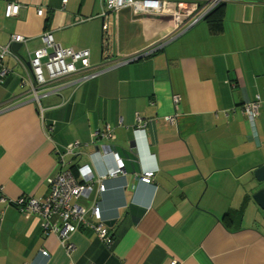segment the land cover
I'll return each mask as SVG.
<instances>
[{"label":"crops","instance_id":"0c3cea01","mask_svg":"<svg viewBox=\"0 0 264 264\" xmlns=\"http://www.w3.org/2000/svg\"><path fill=\"white\" fill-rule=\"evenodd\" d=\"M8 1L19 6L15 17H4ZM220 5L222 21L212 30L202 20L174 38L168 15L107 12L104 0H0V48L13 35L23 40L3 60L0 198L43 199L60 170L55 146L79 144L65 158L79 183L122 171L103 181L98 200L111 248L84 229L71 236L69 256L55 235L43 234L38 217L0 202V264H264V210L252 199L264 188L254 178L264 165V101L257 120L241 111L264 96V0ZM44 34L87 52L89 69L54 83L60 89L39 107L16 84ZM138 121L147 122L145 140L133 134ZM106 125L114 138L93 139ZM144 172L153 173L148 184L137 180ZM96 187L77 204L87 208Z\"/></svg>","mask_w":264,"mask_h":264},{"label":"built area","instance_id":"2783aa9c","mask_svg":"<svg viewBox=\"0 0 264 264\" xmlns=\"http://www.w3.org/2000/svg\"><path fill=\"white\" fill-rule=\"evenodd\" d=\"M225 0H104V6L107 12H116L123 9H128L134 16H166L168 15L172 22L174 30V38L188 28L201 22L204 17L210 13L215 7L219 6ZM19 6L14 2L8 1L5 6L4 17H15L18 13ZM37 16L43 14V10H37ZM102 17L105 13L101 14ZM102 32L106 34L107 25H102ZM43 47L36 50L33 57L29 60V71L23 76H19L17 88L21 93L22 98H28L31 102L39 104L40 98L47 94H56L61 86L54 83L63 78L83 73V70L89 69L88 53L75 52L72 49H63L54 43L50 34H44L41 37ZM22 37L19 35L11 36L10 42L0 48V82L9 73L5 67L3 60L6 56L12 54L11 46L14 43H22ZM164 44H160L162 48ZM155 48L146 52L132 56L129 58L119 59L111 65H104V68L112 66H121L131 63L138 58L145 57ZM103 69L92 72L86 75H81L76 79V84L82 85L84 82L95 78ZM172 103L176 105L179 102L178 96H172ZM22 99L17 98L15 102L2 106L3 110H9L22 102ZM263 98L255 96V99L241 106V111L251 120L259 118L258 109ZM165 120L169 123L173 122V117H167ZM146 121H138L137 127L133 131L136 139L143 138L145 140L148 135ZM93 139L105 138L111 140L114 138L109 126H105L101 131L92 132ZM79 146L77 142L65 146H55L54 154L60 165L59 172L48 181V193L43 199L33 197L19 198L14 201L7 200L4 197L0 198V202H7L8 205L15 207L24 218L36 216L40 219V227L43 234L55 235L60 247L67 255L75 250L70 238L80 230H90L94 233L99 242L107 248L113 245V237L110 228L102 219L101 210L99 207V198L104 193L105 188L103 181L106 178L116 177L121 174L119 167L113 168L109 172L99 176L98 178H90L83 180L82 183L77 181L72 171L65 168V158L74 156V150ZM94 155H97L95 153ZM79 172V168L76 171ZM152 172H144L137 177L140 182L148 184ZM96 183L97 187L93 199L87 208L77 204L78 200L87 199L92 192V185ZM43 256L47 253L41 251ZM170 264H175L171 262Z\"/></svg>","mask_w":264,"mask_h":264},{"label":"water","instance_id":"95a60500","mask_svg":"<svg viewBox=\"0 0 264 264\" xmlns=\"http://www.w3.org/2000/svg\"><path fill=\"white\" fill-rule=\"evenodd\" d=\"M19 48V44H12L11 46V50L15 54H18ZM254 178L257 183L264 184V165L254 171ZM252 199L262 210H264V188L257 191ZM106 225L109 226V223Z\"/></svg>","mask_w":264,"mask_h":264},{"label":"trees","instance_id":"16d2710c","mask_svg":"<svg viewBox=\"0 0 264 264\" xmlns=\"http://www.w3.org/2000/svg\"><path fill=\"white\" fill-rule=\"evenodd\" d=\"M203 21L205 23L209 24V26H210V28L212 30V27L214 26V24L219 23L220 21H222V5H219V6L215 7L210 13H208L204 17ZM72 173H74V172H72ZM75 175H76V173H75ZM111 247H109V248H111Z\"/></svg>","mask_w":264,"mask_h":264}]
</instances>
